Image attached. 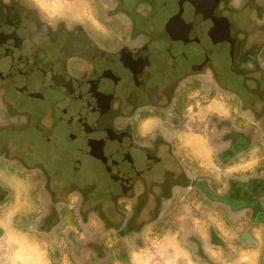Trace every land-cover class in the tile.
I'll use <instances>...</instances> for the list:
<instances>
[{"label": "flooded vegetation", "instance_id": "af4514ba", "mask_svg": "<svg viewBox=\"0 0 264 264\" xmlns=\"http://www.w3.org/2000/svg\"><path fill=\"white\" fill-rule=\"evenodd\" d=\"M36 1L0 0V209L26 206L0 222L71 264H111L175 216L204 260L227 245L194 219L264 224V169L229 172L264 136V0Z\"/></svg>", "mask_w": 264, "mask_h": 264}, {"label": "crops", "instance_id": "0c3cea01", "mask_svg": "<svg viewBox=\"0 0 264 264\" xmlns=\"http://www.w3.org/2000/svg\"><path fill=\"white\" fill-rule=\"evenodd\" d=\"M218 107H222V105ZM254 146V154L248 159L246 158L244 161L235 160L230 163L229 172L231 174L247 177L250 174L260 173V170L264 169V158H262L264 136L255 134ZM198 166L212 170L215 163L209 157H204V159H197ZM16 193L22 195L23 191L17 188ZM25 209V204L17 203L11 205L10 208L0 209V213L13 215L18 212H25ZM179 218V216H175L173 221L166 224L168 229L163 230L160 236L155 226L145 229L142 233L145 245L142 248H130L121 257H110L109 262L111 264H263L264 224L251 226L245 234L242 225L236 223L237 217L231 216L225 221L224 218H222L223 220L219 219L212 213L204 219H194L193 224L199 237L205 238L206 232L212 236L213 232L210 231L212 228L215 234L227 245V249L223 248L221 251L222 248L209 244L206 248L208 259L204 260L196 253L194 254L189 248L190 246L186 245L180 238L181 231L176 229V224L180 223ZM0 227H2L5 236V231L8 230L7 241L14 245L13 257L18 264H71L69 258L67 260L63 255L59 258L48 251L49 244L53 242L50 235L36 232L32 227L25 226L23 223L12 224L2 220ZM86 258L90 260L88 264L96 263L94 256Z\"/></svg>", "mask_w": 264, "mask_h": 264}, {"label": "built area", "instance_id": "2783aa9c", "mask_svg": "<svg viewBox=\"0 0 264 264\" xmlns=\"http://www.w3.org/2000/svg\"><path fill=\"white\" fill-rule=\"evenodd\" d=\"M47 4L54 5L56 0H43ZM0 264H18L13 261V247L0 238Z\"/></svg>", "mask_w": 264, "mask_h": 264}, {"label": "rangeland", "instance_id": "374dc122", "mask_svg": "<svg viewBox=\"0 0 264 264\" xmlns=\"http://www.w3.org/2000/svg\"><path fill=\"white\" fill-rule=\"evenodd\" d=\"M38 1H39V2H38ZM36 2H37L38 4H40L41 0H37ZM42 6H44V5H42ZM44 8H48V7L44 6ZM48 10L53 11V12H55V13H56V12H61V11H62L60 7H59V8H49ZM202 148L204 149V148H205V145L202 146ZM57 163H58V162L55 161V164H57ZM60 172H62L63 174L65 173V172H63L62 170L59 171V173H60ZM82 175H83V173H81L80 177H82ZM66 176H67V175H66ZM60 177H61V179H66L65 176H64V177H63V176H60ZM10 179H12V180L14 179V180H13V184H17V180H16L17 178H15L14 176H12ZM65 216H66V215H65ZM5 234H6V236H7V234H8V230L5 231Z\"/></svg>", "mask_w": 264, "mask_h": 264}]
</instances>
